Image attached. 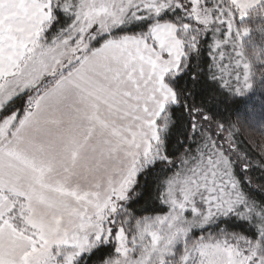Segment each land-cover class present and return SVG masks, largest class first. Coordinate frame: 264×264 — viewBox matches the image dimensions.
<instances>
[{"label":"snow or ice","instance_id":"1","mask_svg":"<svg viewBox=\"0 0 264 264\" xmlns=\"http://www.w3.org/2000/svg\"><path fill=\"white\" fill-rule=\"evenodd\" d=\"M248 18L0 0V264H264V152L216 103L255 114L226 42Z\"/></svg>","mask_w":264,"mask_h":264},{"label":"trees","instance_id":"2","mask_svg":"<svg viewBox=\"0 0 264 264\" xmlns=\"http://www.w3.org/2000/svg\"><path fill=\"white\" fill-rule=\"evenodd\" d=\"M260 16H264L261 11L257 12L252 10L248 12V17L250 18ZM262 20L264 21V19ZM249 28V38H253L261 46H259V48H263L264 51V34L260 36L256 32V30H254L253 26H250ZM226 42L233 45L232 52L235 53L230 63L239 68V84H234L233 87L237 88V93L241 96H247L249 95V93H251V101L255 107V114L251 119L240 121L236 118L235 114L231 110L230 99L220 104L219 100H223L224 96L219 95V99L216 101V103L219 105L220 111L224 114V118L234 125L232 130L238 132V142L245 149L264 152V83L263 85H259L257 82L258 78H253V80L250 79V84L246 85V77L244 76L245 71L242 67L245 61V57L243 55V52L241 51L237 37L235 36L233 40ZM260 70L261 69H256L254 73H259ZM261 71L264 72V70ZM255 124L257 125V127L254 126Z\"/></svg>","mask_w":264,"mask_h":264},{"label":"rangeland","instance_id":"3","mask_svg":"<svg viewBox=\"0 0 264 264\" xmlns=\"http://www.w3.org/2000/svg\"><path fill=\"white\" fill-rule=\"evenodd\" d=\"M250 26H253L254 30H256L260 36L264 34V21L258 17H249V19L241 23L238 29L235 30V36L237 37L241 51L245 57L242 67L245 71L244 76L246 77V85H249L250 79L253 80V78H258V84L263 85L264 72L261 70H264V51L263 48H259L260 45L252 37V39L249 38ZM256 69L261 70L259 73H254ZM254 126L257 127L256 124Z\"/></svg>","mask_w":264,"mask_h":264},{"label":"crops","instance_id":"4","mask_svg":"<svg viewBox=\"0 0 264 264\" xmlns=\"http://www.w3.org/2000/svg\"><path fill=\"white\" fill-rule=\"evenodd\" d=\"M254 2L255 0H240V4L244 5L248 9V12L252 11ZM261 12L264 15V10H261Z\"/></svg>","mask_w":264,"mask_h":264}]
</instances>
